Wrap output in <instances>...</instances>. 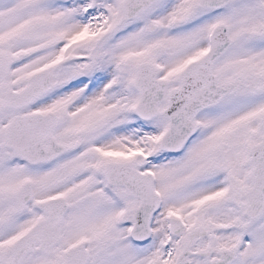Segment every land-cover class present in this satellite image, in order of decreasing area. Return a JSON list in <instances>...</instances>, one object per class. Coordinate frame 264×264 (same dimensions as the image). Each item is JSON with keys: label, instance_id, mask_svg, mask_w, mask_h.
<instances>
[{"label": "snow or ice", "instance_id": "1", "mask_svg": "<svg viewBox=\"0 0 264 264\" xmlns=\"http://www.w3.org/2000/svg\"><path fill=\"white\" fill-rule=\"evenodd\" d=\"M0 264H264V0H0Z\"/></svg>", "mask_w": 264, "mask_h": 264}]
</instances>
